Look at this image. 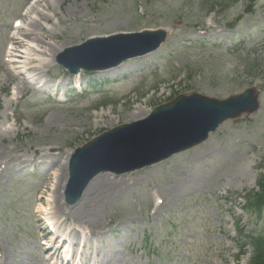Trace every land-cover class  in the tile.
<instances>
[{"label": "rangeland", "instance_id": "1", "mask_svg": "<svg viewBox=\"0 0 264 264\" xmlns=\"http://www.w3.org/2000/svg\"><path fill=\"white\" fill-rule=\"evenodd\" d=\"M33 1L0 0V256H6L5 264H64L49 260L41 245L44 211L53 222H65L63 213H69L62 229L74 230L65 237L66 248L81 259L77 264H249L250 245L264 240V210L250 219L243 208L244 195L258 190V164L264 173V0L250 14L245 0L216 14H206L204 0H63L62 6L54 0L49 10L44 0L29 7ZM64 16L67 20H60ZM19 17L24 28L15 31L12 22ZM24 29H33L31 38ZM146 30L167 32L160 50L127 61L132 68L115 81H98L94 73L87 88L92 77L84 78L81 90L87 95L67 104L30 86L22 89L23 77H14L4 62L8 35H14L26 43L21 52L49 63L42 69L49 75L42 78H58L56 59L65 50L92 38ZM64 42L68 46L55 54ZM254 86L262 91L255 114L224 123L206 143L153 167L121 177L101 173L96 178L114 181L117 190L88 192L76 205L65 203V175L59 185L56 179L68 153L132 123L127 118L136 109H154L180 94L223 100ZM102 114L116 122L108 125ZM50 148L56 151L44 157ZM43 158L49 166L37 161Z\"/></svg>", "mask_w": 264, "mask_h": 264}, {"label": "water", "instance_id": "2", "mask_svg": "<svg viewBox=\"0 0 264 264\" xmlns=\"http://www.w3.org/2000/svg\"><path fill=\"white\" fill-rule=\"evenodd\" d=\"M166 37L164 31L158 30L96 39L67 50L59 57V62L74 74L81 69L92 71L108 68L156 50ZM94 46H109L116 50L114 60L98 64L96 58L100 55L77 60L76 54ZM258 98L259 91L256 88L224 101L198 94L180 96L173 103L155 110L143 122L122 125L101 135L78 149L71 159L70 179L65 192L68 204H75L91 180L102 171L123 174L139 170L203 143L223 122L255 113L260 107ZM167 114H173L169 117L168 126L158 130L150 128L156 124V118ZM122 135L132 138V142H123Z\"/></svg>", "mask_w": 264, "mask_h": 264}, {"label": "bare ground", "instance_id": "3", "mask_svg": "<svg viewBox=\"0 0 264 264\" xmlns=\"http://www.w3.org/2000/svg\"><path fill=\"white\" fill-rule=\"evenodd\" d=\"M45 1V4H44V9L45 10H49L53 5H54V0H44ZM61 3H63V0H57V3L55 4V5H60V6H62L61 5ZM60 20H67L66 19V17L64 16L62 19H60ZM31 27H33L32 25H31ZM31 32H33V29H31V30H26L25 29V32H24V34L26 35V37L27 38H31L30 37V35H31ZM9 40V39H8ZM39 42V41H38ZM38 44H40V43H38ZM68 46V43H66V42H64V44L61 46V48L59 49V50H57L56 52H55V54H58L63 48H65V47H67ZM16 51H17V49L15 48V49H13L12 50V52H11V56H12V58H15V54L14 53H16ZM32 51H34L35 52V50H32ZM54 56H56V55H54ZM13 62H14V64H21V62H17V60L16 59H13L12 60ZM30 61L34 64V67H32V68H26V71H31V72H33V73H42L43 71H42V69H46L45 67H48L49 66V63H46V64H43V63H39V62H41L40 60H39V58H30ZM45 65V66H44ZM138 67H140V66H138ZM130 68H132V65H120V66H118V67H116V68H112V69H109V70H107V71H104V72H108V73H111V77H115L117 74H119V73H122V71L124 70V69H130ZM81 74H78V75H76V76H74V78H76L75 79V81L79 84L81 81H82V78H81ZM70 79V78H69ZM69 79H67V81L69 80ZM146 103H148V101L146 102ZM137 111H135V114L134 115H132V116H130V117H128L127 118V122H133V121H137V120H141V119H144V118H146V117H148V115H149V113H150V110L148 109V110H146V109H144V108H138V109H136ZM98 118V117H97ZM100 118H105V119H107L108 120V122H107V124L108 125H112V124H114L116 121L114 120V119H112V118H110L109 116H107V115H105V114H102L101 116H100ZM106 122V121H105ZM104 122V124H106ZM100 125H101V123L100 122H96V126H94L95 128H99L100 127ZM2 130H0V139H3V137H2ZM56 148H50L49 149V153H47V154H44L43 156L44 157H50V156H52V154H53V152L54 151H56L55 150ZM72 154H69V157L68 158H70V156H71ZM67 168H68V159H67V161L65 162V165H64V167H61L60 169H59V172H61L62 170V172H61V174L60 175H58L57 176V184L59 185V184H61V178L62 177H64V175H65V177H64V179L62 180V181H64V182H66L67 181ZM115 188V189H114ZM64 190V187H62L61 188V191H63ZM113 190H117L116 189V183L114 182V181H111L110 179H108V178H103V179H98V178H96V179H94L92 182H91V184L88 186V188L86 189V191H85V194L86 193H88V192H90L92 195H93V193H99V192H102V193H108V192H111V191H113ZM56 193L57 194H55V193H53V195H52V199H53V202H54V204L56 205V207H55V209L57 210V203L60 201V199H59V195H58V192L56 191ZM94 194V195H95ZM52 206V205H51ZM64 214V217H65V222H68V218H69V214H68V212H64L63 213ZM57 226H58V228L59 229H62V227H63V224H60V223H57ZM73 232V231H72ZM64 244H67V240L65 239V241H64ZM53 252V251H52ZM56 252H58V250L56 251ZM55 252V253H56ZM6 259H5V255H2L1 257H0V263H4V261H5ZM6 262H7V260H6Z\"/></svg>", "mask_w": 264, "mask_h": 264}, {"label": "trees", "instance_id": "4", "mask_svg": "<svg viewBox=\"0 0 264 264\" xmlns=\"http://www.w3.org/2000/svg\"><path fill=\"white\" fill-rule=\"evenodd\" d=\"M244 1V0H241ZM248 3L250 2V6L255 5L257 0H246ZM220 2V0H219ZM228 3V0L225 1ZM239 2V0H237ZM207 6L209 5L206 1L203 2ZM201 3V4H203ZM249 13L252 11V8L249 7ZM259 191L251 192L247 198V206L246 211L251 215V218H255L258 214L262 213L264 210V175H261L259 178ZM254 255L252 264H264V240L263 238H257L254 240Z\"/></svg>", "mask_w": 264, "mask_h": 264}]
</instances>
